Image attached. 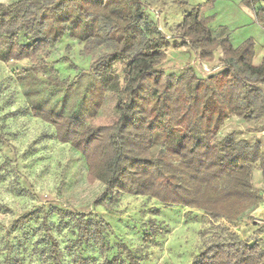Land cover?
Returning <instances> with one entry per match:
<instances>
[{"label": "clouds", "instance_id": "obj_1", "mask_svg": "<svg viewBox=\"0 0 264 264\" xmlns=\"http://www.w3.org/2000/svg\"><path fill=\"white\" fill-rule=\"evenodd\" d=\"M0 264H264V0H0Z\"/></svg>", "mask_w": 264, "mask_h": 264}]
</instances>
